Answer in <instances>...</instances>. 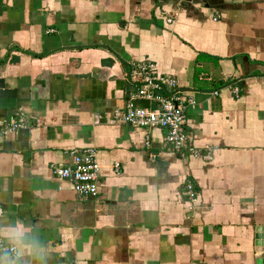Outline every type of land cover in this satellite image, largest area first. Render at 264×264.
Wrapping results in <instances>:
<instances>
[{
    "label": "crops",
    "instance_id": "crops-1",
    "mask_svg": "<svg viewBox=\"0 0 264 264\" xmlns=\"http://www.w3.org/2000/svg\"><path fill=\"white\" fill-rule=\"evenodd\" d=\"M141 62L195 99L184 129L212 160L116 120ZM88 148L95 198L53 173ZM263 235L264 0H0V240L17 247L0 264H258Z\"/></svg>",
    "mask_w": 264,
    "mask_h": 264
},
{
    "label": "built area",
    "instance_id": "built-area-1",
    "mask_svg": "<svg viewBox=\"0 0 264 264\" xmlns=\"http://www.w3.org/2000/svg\"><path fill=\"white\" fill-rule=\"evenodd\" d=\"M171 21L172 19H169V22ZM134 74L140 81L138 91L135 97L128 101L125 109L116 113V120L144 128L162 127L166 129V141L174 151L205 161L212 160L217 149L209 146L198 147L194 142V136L184 129L186 110L194 108L196 101L180 90L178 79L158 72L156 65L150 62L138 63ZM235 93L239 94L238 88H235ZM137 99L146 100L151 106H139L136 104ZM1 126V133L7 135L19 130L23 122L15 119L4 120ZM71 155L72 163L56 165L53 173L60 179L70 181V188L76 193L84 197L99 196L101 165L97 160V150L88 148L72 151ZM184 194L191 205L197 200L198 190L192 181L187 182ZM16 252L15 245L0 240L2 256Z\"/></svg>",
    "mask_w": 264,
    "mask_h": 264
},
{
    "label": "water",
    "instance_id": "water-1",
    "mask_svg": "<svg viewBox=\"0 0 264 264\" xmlns=\"http://www.w3.org/2000/svg\"><path fill=\"white\" fill-rule=\"evenodd\" d=\"M263 238H264V235H263ZM258 244L261 245V247L257 249V251L261 253L260 255L261 257L258 259V264H264V240L261 242L258 241Z\"/></svg>",
    "mask_w": 264,
    "mask_h": 264
}]
</instances>
